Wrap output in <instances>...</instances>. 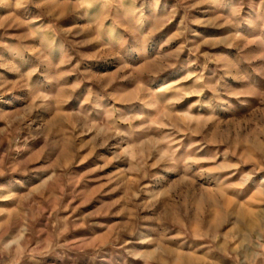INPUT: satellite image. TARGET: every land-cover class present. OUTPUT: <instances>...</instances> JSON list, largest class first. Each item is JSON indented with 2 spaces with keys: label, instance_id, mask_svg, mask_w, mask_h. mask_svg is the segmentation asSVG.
I'll use <instances>...</instances> for the list:
<instances>
[{
  "label": "rangeland",
  "instance_id": "1",
  "mask_svg": "<svg viewBox=\"0 0 264 264\" xmlns=\"http://www.w3.org/2000/svg\"><path fill=\"white\" fill-rule=\"evenodd\" d=\"M0 264H264V0H0Z\"/></svg>",
  "mask_w": 264,
  "mask_h": 264
}]
</instances>
